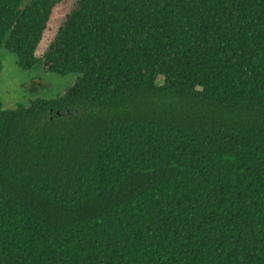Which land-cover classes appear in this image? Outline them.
<instances>
[{"label": "trees", "instance_id": "obj_1", "mask_svg": "<svg viewBox=\"0 0 264 264\" xmlns=\"http://www.w3.org/2000/svg\"><path fill=\"white\" fill-rule=\"evenodd\" d=\"M61 1L0 0L21 70L78 74L0 99V264H264V0H72L40 46Z\"/></svg>", "mask_w": 264, "mask_h": 264}, {"label": "rangeland", "instance_id": "obj_2", "mask_svg": "<svg viewBox=\"0 0 264 264\" xmlns=\"http://www.w3.org/2000/svg\"><path fill=\"white\" fill-rule=\"evenodd\" d=\"M72 0H62L56 5L51 13L48 25L44 31L41 44H46L52 37L56 28L64 18ZM39 51V48L37 52ZM0 99L5 108H15L17 104L27 106L30 99L35 96L52 97L64 92V89L71 85L78 77L77 73L59 75L43 70L39 65L29 70H21L16 65L15 54L0 48ZM42 82L39 91L30 92L27 85L31 81ZM157 83L162 82V77L158 76Z\"/></svg>", "mask_w": 264, "mask_h": 264}]
</instances>
